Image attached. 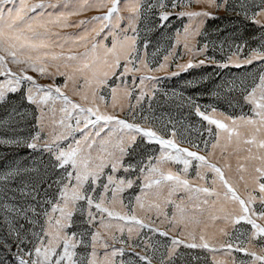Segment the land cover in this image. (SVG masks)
<instances>
[{"label":"snow or ice","instance_id":"1","mask_svg":"<svg viewBox=\"0 0 264 264\" xmlns=\"http://www.w3.org/2000/svg\"><path fill=\"white\" fill-rule=\"evenodd\" d=\"M0 264H264V0H0Z\"/></svg>","mask_w":264,"mask_h":264},{"label":"rangeland","instance_id":"2","mask_svg":"<svg viewBox=\"0 0 264 264\" xmlns=\"http://www.w3.org/2000/svg\"><path fill=\"white\" fill-rule=\"evenodd\" d=\"M92 13H89V15H91ZM74 19H76L75 17H74ZM219 23V22H218ZM69 31H74L73 29H69ZM220 107L221 108H223V109H226V105L225 104H223V103H221V105H220ZM195 119V118H194Z\"/></svg>","mask_w":264,"mask_h":264}]
</instances>
